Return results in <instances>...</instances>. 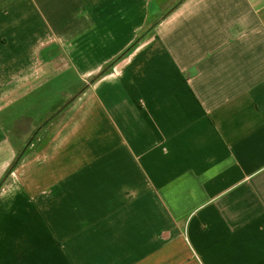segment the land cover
<instances>
[{"label":"crops","instance_id":"crops-1","mask_svg":"<svg viewBox=\"0 0 264 264\" xmlns=\"http://www.w3.org/2000/svg\"><path fill=\"white\" fill-rule=\"evenodd\" d=\"M44 66L87 84L21 171L36 194L0 264H264V0H0L22 128L45 84L65 93Z\"/></svg>","mask_w":264,"mask_h":264},{"label":"rangeland","instance_id":"rangeland-1","mask_svg":"<svg viewBox=\"0 0 264 264\" xmlns=\"http://www.w3.org/2000/svg\"><path fill=\"white\" fill-rule=\"evenodd\" d=\"M41 72L42 74L44 73L43 76L45 79H50L49 82H52V86L55 90H62L65 93L63 95L55 94V92L51 93V89H47L50 85L45 84L43 103L38 105L35 112L28 114L29 120L27 126H23L22 128L21 126H18V124L21 122L20 117L22 116L20 115L25 116V113L22 111L25 110V107L20 103L23 101L24 96L28 94V91L25 94L22 92L25 91L26 88L30 87V84H26L21 91L19 89L17 91H13L7 99L5 106L0 104V135L2 132L6 133V131L10 128L11 130L13 129V133L17 135L16 137H13L12 144L8 143L12 148V154L9 162L6 161L7 158L5 160L4 158H0V241L2 240L4 233L7 232V228L10 227L11 222L14 221L23 211H28L31 208V205H29V199L33 198V196H30V194H36L34 188L26 190V175L21 173V171L31 164L33 160L35 161L34 157H36V155L41 156L50 147L53 140L57 139L58 130L62 129L63 126H66L68 115H70V112L72 111V109L67 111L66 106L68 105V102L72 101V98L78 100L77 97L80 95H75V93H77L83 85L87 84L84 80L73 78L72 75L66 73L65 71L60 73L59 82H56L55 78H51L52 71L50 68L48 69L44 66ZM36 75L37 73L33 76L35 77L34 79L38 78ZM72 79H74V82H72ZM35 81H33V83H35ZM85 81L88 83L90 82V80L87 79ZM73 84L75 85L72 86ZM70 86L72 87L69 88ZM64 88H69V91H67V89L64 90ZM71 91L72 95L70 94ZM28 98H30V96H28ZM58 106L60 108V112H58L59 115L55 116L52 120L59 119L57 121H52L50 119L46 123L43 122L47 114L56 110ZM49 121L52 122L49 123ZM4 124L8 125L7 129H5ZM40 125L43 128L38 129L37 127ZM37 129L40 130L37 135V140H34L30 145L28 144L25 147L26 138L23 137L22 131L26 134L28 133L29 136ZM0 146L3 147L2 142H0ZM24 147H29L26 153H22V149ZM1 155L2 154H0V157ZM15 160L17 161L15 162ZM9 172H11V174L8 176L7 174Z\"/></svg>","mask_w":264,"mask_h":264},{"label":"trees","instance_id":"trees-1","mask_svg":"<svg viewBox=\"0 0 264 264\" xmlns=\"http://www.w3.org/2000/svg\"><path fill=\"white\" fill-rule=\"evenodd\" d=\"M126 51V50H125ZM51 91V93L52 92H56V91H53V90H50ZM33 98L35 99V96H33ZM73 99V98H72ZM41 100V99H40ZM39 100V101H40ZM30 102H32V99L30 100ZM38 103V104H37ZM30 105H33V107H37L38 105H39V102H38V99H37V101H33ZM59 110H60V108H59ZM56 112H57V110H56ZM56 112H54V113H56ZM54 113H52V114H49V115H47L46 117H45V119H44V122H46V121H48V120H50V119H52V117H53V115H54ZM17 160H15V162H16ZM7 174V173H6ZM11 174V172H9L7 175L9 176ZM7 176V177H8Z\"/></svg>","mask_w":264,"mask_h":264}]
</instances>
